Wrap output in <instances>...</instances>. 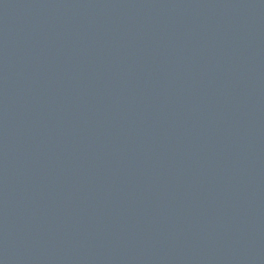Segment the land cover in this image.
Returning <instances> with one entry per match:
<instances>
[{"label": "water", "instance_id": "95a60500", "mask_svg": "<svg viewBox=\"0 0 264 264\" xmlns=\"http://www.w3.org/2000/svg\"><path fill=\"white\" fill-rule=\"evenodd\" d=\"M0 264H264V0H0Z\"/></svg>", "mask_w": 264, "mask_h": 264}]
</instances>
